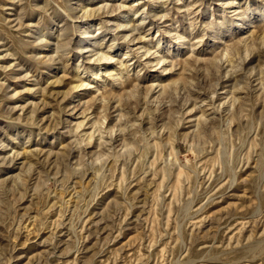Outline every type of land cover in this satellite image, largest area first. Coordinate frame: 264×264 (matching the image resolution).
I'll use <instances>...</instances> for the list:
<instances>
[{"label":"rangeland","instance_id":"obj_1","mask_svg":"<svg viewBox=\"0 0 264 264\" xmlns=\"http://www.w3.org/2000/svg\"><path fill=\"white\" fill-rule=\"evenodd\" d=\"M0 264H264V0H0Z\"/></svg>","mask_w":264,"mask_h":264}]
</instances>
